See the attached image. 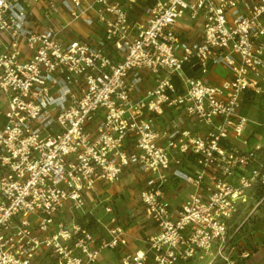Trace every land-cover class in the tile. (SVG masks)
Wrapping results in <instances>:
<instances>
[{"label": "built area", "instance_id": "obj_1", "mask_svg": "<svg viewBox=\"0 0 264 264\" xmlns=\"http://www.w3.org/2000/svg\"><path fill=\"white\" fill-rule=\"evenodd\" d=\"M219 64L232 76L207 82ZM249 96L264 0H0V264L128 246L107 189L135 168L156 230L119 264H240L234 220L264 200Z\"/></svg>", "mask_w": 264, "mask_h": 264}, {"label": "crops", "instance_id": "obj_2", "mask_svg": "<svg viewBox=\"0 0 264 264\" xmlns=\"http://www.w3.org/2000/svg\"><path fill=\"white\" fill-rule=\"evenodd\" d=\"M231 76H232V73L230 72L229 68L223 64H219V65H213L210 68L209 72L205 75V80L209 83H218V82H220L226 78H230ZM253 97L257 98V96L247 97L243 103V106H242V113L247 115L250 118L249 128H251V126H252L251 122H254V120H252V118H251V110H252L251 104L255 100V98H253ZM259 101L264 103V98L263 99L259 98ZM245 109H246V111H245ZM188 124H189L188 125L189 127L194 128V125L191 122H189ZM263 124H264V122L260 123L258 127H255V130L252 129L251 132H248L251 135V139H250L251 144H253L255 141H257L258 138H261V139L263 138V133H264V126H262ZM249 128H248V130H249ZM127 173H128V175L131 174L128 171H127ZM115 186L117 188L121 189L119 185H115ZM172 188L174 191L180 190V187H178V186H176V187L172 186ZM97 191H98V193H105V187L103 185H97ZM107 191H108L107 192L108 194L110 193V195H112L113 198H115L114 197L115 196L114 191H112L110 188H108ZM250 202H253V204H254V199H251ZM260 204H261V208H258V207L255 209L251 208L248 211L244 208L237 215V217L234 220V227L237 228L238 233L240 231H242L243 229L245 230L246 225L248 227L249 232L244 235L245 237L241 238L240 244H243L241 247L242 250H246L249 253H251L252 248H254V247H258V248L264 250V200ZM250 205H251V203H249V206ZM141 208H142V206H141ZM141 208L137 209L136 207H128L126 209V213H128L129 210L131 209L132 212H134V216L133 217L129 216V218L125 219V222H124V224L126 225V227L129 230L130 242H129L128 246L114 249V251H117L119 254V256L117 258L118 263H119V257L123 252L128 251V250H133V249H128V248H129V246L133 240V231L137 227V226H135L136 222H138V224H139V222L144 223V224H146V226L151 228V231L147 232L146 235H148V234H150L156 230V226H154L152 223L146 222L144 220V218L140 212ZM126 213H121L123 218H125ZM253 214H260V220L258 219L256 221V223H258V225L250 223V220H251L250 217ZM249 224H250V226H248ZM244 261L247 264H258L260 262L259 259L256 257L246 258ZM92 264H105V250H103L100 253L97 260L95 262H93Z\"/></svg>", "mask_w": 264, "mask_h": 264}, {"label": "rangeland", "instance_id": "obj_3", "mask_svg": "<svg viewBox=\"0 0 264 264\" xmlns=\"http://www.w3.org/2000/svg\"><path fill=\"white\" fill-rule=\"evenodd\" d=\"M255 98L254 102L251 104L252 110H251V118L254 120V122H251V128H249L248 132H251L252 129L255 130V127H258L260 123L264 122V103L259 101V98ZM246 111V109H245ZM257 130V129H256ZM264 137V133H263ZM132 177V178H131ZM144 181V175L141 174L139 171L135 169H132L131 174L128 175L127 171H124L121 173L120 178L118 180V184L114 183L110 185L108 188H110L112 191L115 192V198L112 197V200L114 201V206L115 208L120 212V213H126V209L128 207H136L137 209L141 208V205L138 200V190L139 186L143 183ZM115 185H119L121 189L117 188ZM176 187V185H174ZM125 191V192H124ZM251 205L249 206L246 205L244 208L248 211L251 208H261V204H258L257 206L253 204V202H250ZM243 208V209H244ZM140 213V212H139ZM258 213V212H257ZM250 223L258 225L256 221L259 219L260 220V214H253L250 217ZM137 226L135 230L133 231V240L132 243L130 244L128 249H134L140 244H143V239L146 236V233L151 231V228L146 226V224L139 222H136ZM250 226V224L248 225ZM248 227L246 225L245 230L243 229L239 233L237 232V240L239 243V250L242 251V245L240 244L241 238L245 237L244 235L248 233ZM118 252L114 250H105V264H119L118 263ZM250 257H256L259 259L258 264H264V250L254 247L252 248V251L249 256L240 259V264H247L245 263L246 258Z\"/></svg>", "mask_w": 264, "mask_h": 264}, {"label": "trees", "instance_id": "obj_4", "mask_svg": "<svg viewBox=\"0 0 264 264\" xmlns=\"http://www.w3.org/2000/svg\"><path fill=\"white\" fill-rule=\"evenodd\" d=\"M187 72L190 73V74H194V71L192 69H188ZM258 152H259V155H260L261 159L264 162V145L261 147V149H259Z\"/></svg>", "mask_w": 264, "mask_h": 264}, {"label": "water", "instance_id": "obj_5", "mask_svg": "<svg viewBox=\"0 0 264 264\" xmlns=\"http://www.w3.org/2000/svg\"><path fill=\"white\" fill-rule=\"evenodd\" d=\"M195 68H198V65H196Z\"/></svg>", "mask_w": 264, "mask_h": 264}]
</instances>
